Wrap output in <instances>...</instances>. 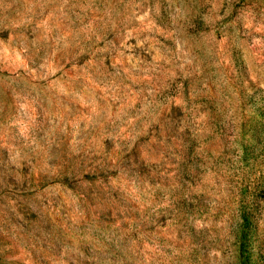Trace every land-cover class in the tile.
Masks as SVG:
<instances>
[{
    "label": "rangeland",
    "instance_id": "374dc122",
    "mask_svg": "<svg viewBox=\"0 0 264 264\" xmlns=\"http://www.w3.org/2000/svg\"><path fill=\"white\" fill-rule=\"evenodd\" d=\"M0 264H264V0H0Z\"/></svg>",
    "mask_w": 264,
    "mask_h": 264
}]
</instances>
